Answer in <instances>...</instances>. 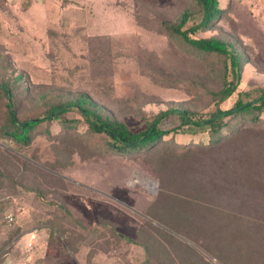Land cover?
Returning <instances> with one entry per match:
<instances>
[{
  "label": "rangeland",
  "instance_id": "1",
  "mask_svg": "<svg viewBox=\"0 0 264 264\" xmlns=\"http://www.w3.org/2000/svg\"><path fill=\"white\" fill-rule=\"evenodd\" d=\"M220 6L223 16L196 35L231 40L242 50L237 89L220 103L226 109L239 92L264 86V0ZM188 7L191 0H0V82L12 85L22 75L13 89L21 117L40 111L43 94L58 100L80 92L137 130L169 107L210 112L222 58L184 52L161 29ZM4 111L0 103V119ZM62 118L81 117L72 110ZM180 123L172 114L160 127ZM44 125L27 147L0 140L14 154L0 156V264H186L194 253L203 264H220L196 241L214 248L218 234L241 236L250 226L264 233V130H245L230 146L194 145L164 166L154 153L98 152L60 132L57 122L48 125L56 133L50 138ZM242 151L253 154L259 173L238 183L231 166ZM16 155L42 165H23ZM161 197L173 201L172 215ZM178 211L207 233L189 227ZM223 211L233 216L218 222ZM157 213L195 241L164 229L152 218Z\"/></svg>",
  "mask_w": 264,
  "mask_h": 264
},
{
  "label": "trees",
  "instance_id": "2",
  "mask_svg": "<svg viewBox=\"0 0 264 264\" xmlns=\"http://www.w3.org/2000/svg\"><path fill=\"white\" fill-rule=\"evenodd\" d=\"M191 2L192 7L181 11L173 21H162L161 29L184 52L194 54L193 56L203 60L215 56L222 58H220L222 61L220 87L211 91L215 104L212 111L199 113L189 109L169 107L153 115L144 128L137 130L106 111V108L96 102L87 92L70 94L58 100L46 93L43 94L42 106L37 114L21 117L22 112L18 105L16 92L13 91L19 85L21 86L19 80L22 75L19 74L13 79L12 85L15 88H12L8 81L0 82V103L5 110L4 117L0 119V140L27 147L34 140L35 131L43 124L45 125L41 132L54 138L56 133H52L48 125L57 122L60 132L77 135L84 143L98 152L108 155L154 153L156 160L166 166L171 159L188 154L194 145L213 147L218 144H228L230 146L237 142L245 130H264V86L255 87L251 91L239 92V96L231 107L221 108L220 103L228 99L239 84L245 63L242 50L231 40L196 35L197 32L210 28L215 20L223 16L220 0H191ZM72 110H77L81 118H62L63 114ZM172 114H178L181 123L168 130L162 129L160 124ZM80 125L86 128L82 132L79 130ZM2 151L9 154L10 149L0 144V156H2ZM242 152L244 155L239 157V163L235 164V169L231 166L232 175H235L238 183L252 179L250 172L259 173L255 168L259 162L254 159L253 154ZM10 155L14 154L10 152ZM15 157L23 165L30 164L34 167H36L35 164L42 165L35 158L30 161L26 157L17 155ZM226 168H228L227 165ZM1 172L2 170H0V180L2 179ZM233 179L234 176L230 178V180ZM27 190L35 191L37 196L41 197V192L31 188ZM160 199L157 200H160L159 205L167 206L164 212L172 215L168 207L173 204V201H168L163 197ZM177 213L181 215V219L188 222L189 227H203L204 233H207L206 226L192 225L191 222L196 220L195 217L188 218L185 216L186 212L178 211ZM225 213H220L221 219L219 218L218 222H223L233 216L228 212ZM156 216L152 218L163 224L164 229L172 230L168 224L160 220L161 214L157 213ZM239 220L244 221L240 218ZM215 221L214 219L210 224L216 223ZM246 223H250L249 220H246ZM181 228H173L172 231L195 241L191 238L193 235L190 232L182 231ZM239 236L233 232L218 234L216 237L219 241L215 243L217 247L215 245L214 248L203 245L199 240L196 243L220 264H238L236 261L239 260L241 263L240 261L247 259H253L254 264H264V233L261 229L250 226L245 228ZM197 256L194 253L186 260V264H203ZM205 264L208 263L205 262Z\"/></svg>",
  "mask_w": 264,
  "mask_h": 264
},
{
  "label": "built area",
  "instance_id": "3",
  "mask_svg": "<svg viewBox=\"0 0 264 264\" xmlns=\"http://www.w3.org/2000/svg\"><path fill=\"white\" fill-rule=\"evenodd\" d=\"M11 220H12V217H8V222H11Z\"/></svg>",
  "mask_w": 264,
  "mask_h": 264
}]
</instances>
